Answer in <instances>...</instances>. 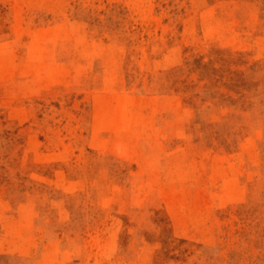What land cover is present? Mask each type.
<instances>
[{
	"label": "rangeland",
	"instance_id": "rangeland-1",
	"mask_svg": "<svg viewBox=\"0 0 264 264\" xmlns=\"http://www.w3.org/2000/svg\"><path fill=\"white\" fill-rule=\"evenodd\" d=\"M0 264H264V0H0Z\"/></svg>",
	"mask_w": 264,
	"mask_h": 264
}]
</instances>
